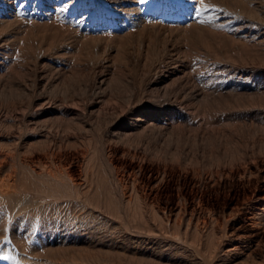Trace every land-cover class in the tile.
Masks as SVG:
<instances>
[{"label": "bare ground", "instance_id": "obj_1", "mask_svg": "<svg viewBox=\"0 0 264 264\" xmlns=\"http://www.w3.org/2000/svg\"><path fill=\"white\" fill-rule=\"evenodd\" d=\"M73 1L0 11V95L18 96L0 101V142L24 140L18 155L0 148V200L37 179L97 233L114 224L105 244L49 249L58 262L264 264V0H171L183 17L135 0L94 28L66 16ZM237 17L246 24L228 23ZM198 58L214 61L212 83L192 81Z\"/></svg>", "mask_w": 264, "mask_h": 264}, {"label": "rangeland", "instance_id": "obj_2", "mask_svg": "<svg viewBox=\"0 0 264 264\" xmlns=\"http://www.w3.org/2000/svg\"><path fill=\"white\" fill-rule=\"evenodd\" d=\"M24 1H27V0H15V3H14V0H0V8H2V9H0V11L1 12L5 11V12H3L4 14H16L17 16L21 15L23 17L25 15H31L32 14V16L35 17V16H37V14H39V15L43 14L44 10H49L50 8H54L55 4H57V2H59V1L60 2L58 3V5L60 7H63V6L65 7V6H68L67 3L71 2L72 0H68V1L67 0H63V1L62 0H36V1L35 0H28L27 3ZM34 1H35V4H34ZM134 1L135 0H113V3H112V0L111 1L74 0L73 1L74 6H71L70 8L67 9V15L66 16H71L70 14L75 15L76 13L77 14L75 16H78V14L81 13L78 16L79 17L78 20L81 22V24L83 23L84 18H85L86 23L84 25H86V26L89 25L90 28H94L93 26L96 27V25L104 26L105 23L109 22L111 18L118 16L117 14L127 13L125 10L128 11V9L124 10V8H128V6H130V4H132ZM139 1H140L141 9L142 8L145 9L148 6H150L151 8L154 7V9H155V10L153 9L154 11H157L156 9H158V11H157L159 13L158 15H160V12H164V10H165V13H164L165 15H171L173 17H177V16L183 17V16H185L186 13L189 14L186 5L184 6L185 8L182 6L185 3L179 5L176 2H171V0H170L171 3L169 2V0H139ZM259 1L262 2L263 0H259ZM16 2L19 4H17ZM65 2H67L66 3L67 5L64 4ZM123 4H125V6H123ZM35 5L38 7H34ZM64 7L62 9H64ZM37 8L39 10L40 9L41 10L38 11ZM172 8H173V11H172ZM16 9L17 10L20 9V11L18 12L19 14H17L15 12ZM153 10H150V11H153ZM31 11H34L35 13L34 12L32 13ZM214 14H216V15L219 14L220 16H222L223 9H222V11L220 10V12L218 11L217 13L215 12ZM262 15H264V13ZM81 16H83V17H81ZM79 21H78V23L80 24ZM231 21L232 22H228V23H231V25L241 24L242 26H244V24H246V22H243L241 17L240 18L237 17ZM93 23H95V24H93ZM90 24H92V25H90ZM252 29H255V28H252ZM3 57H4V54H3L1 47H0V63L3 62V60H2ZM199 59L200 58H198L196 61H200L199 65L204 63L203 66L206 65L205 68L202 69L203 66L201 68L198 67L199 70H197V72L196 73L194 72L193 74H192V71L189 69H187V72L190 75L192 74V79H193L192 81L195 84L198 82L197 86L199 85V83L201 84L200 78H202V79L205 78L202 80L203 82L205 81V84L209 80L207 82V84H210V83H212L210 80V79H212L211 74L212 73L214 74L216 72L213 70L214 61L206 58L204 62L203 61L201 62V60H199ZM61 60H63V59H61ZM180 61H181L180 59H178L177 61H173L174 64L172 66L175 68L178 67L177 66L178 64L180 66V63H179ZM196 61H195V64H196ZM47 62L50 63V60ZM175 63H176V65H175ZM214 65H216V64H214ZM210 67H212V68H210ZM208 68H209V70H208ZM220 72L223 74L222 75L223 77L225 75L229 74V73H227V71H223V70H221ZM245 72L248 73V71H245ZM205 73H206V75H205ZM203 74L205 75V77H203L204 76ZM230 74L233 75L234 73L231 72ZM201 75H203V76H201ZM235 76H236V78L235 77H233V78L235 80L238 79L237 77H239V75L238 76L235 75ZM257 77L264 78V76H258V73H257L255 78H257ZM196 79H199V81ZM230 80L231 81H228V84L222 85L223 87L222 86L219 87L220 92H222L223 90L224 91L229 90L230 82H232L231 84H235V83H233L232 79H230ZM244 80H245V78H244ZM249 85L250 84L248 82L244 83L243 81H241L240 85L236 86L234 89L239 90L238 88H241L240 91H243L244 89H247V90L252 89L253 90V87L251 85L250 86ZM37 91H36V93H37ZM45 91L50 96L55 93V89L50 88V87H47ZM4 93L0 95V101L1 102H4L6 100H11L14 97H18L15 94V92H6L5 95H4ZM39 94L40 93H37V96ZM30 112H31V110L28 109L26 111V115ZM36 116L37 115L33 113V117L31 114L30 118H28V119L29 120L35 119ZM7 118H10L8 114H6L5 112L1 113L0 120H2V119L5 121L8 120L7 123L10 124L9 119H7ZM20 120H22V123ZM19 121H20V123L18 124ZM27 123L28 122L26 120H23L21 117H19L17 119L16 125L22 134H24L27 130V129H25ZM1 125H3V124H0V126ZM2 129H3V131H2ZM5 129H6V127L1 126L0 127V133L5 132ZM84 133H86V135L89 134L88 136H90V137L93 136V138L97 137V135L93 134V131H91V130L84 132ZM31 134L32 133H30L29 135L27 134L24 137V139L28 140V139H32V137H33V139H37V134L36 135L35 134L31 135ZM29 136H30V138H29ZM153 141H154V137H152L151 142H153ZM22 142H24V140L22 141L20 139H12L11 142L10 141L6 142V144L5 143L1 144V142H0V148L4 152L10 151L9 154L18 155L19 154V151H18L19 147L18 146H20L22 144ZM97 144L100 146L99 141L97 142ZM158 145H162V144L159 143ZM27 151H28V149H27ZM102 161L104 163L103 158H102ZM103 166H104L103 167L104 171L108 172L109 171L108 167L105 164ZM34 180L36 182H38V185L34 186V188L36 190L31 191V193L30 192H26V193L24 192L23 194L18 193L19 195L13 196L11 199H7L4 201L0 200V264H23V262H24V264H30V263L31 264H53V263L54 264H80V263H67V262L55 261V260L50 258V254H49L50 250L49 249L55 248L57 246L60 248L66 247V246H71V245H78L79 246L81 244H86L90 241L93 242L94 244H95V241H97L101 244L107 243V241H108L107 239H109L108 235L111 232L112 226L114 225L112 222H109V221L107 222V220H105V221L102 220L101 223L104 222L103 224H105V225L107 224V225H106V227L102 228L103 231L99 230L97 233V227H96L97 223H98L97 221H94V222L91 221L90 222V220L89 221H88V219L84 220L83 218H81V219H83L84 221L81 219H80L81 220L80 221L79 219L73 218V215H72L73 204H76V203H74L75 202L74 200H71V198L69 196L65 197L66 198L65 201H63L62 199L61 200H55L56 198L48 197L47 193H49L50 189L47 188V186L40 183L42 181L37 180V179H34ZM38 189H40V190H38ZM68 197H69V199H67ZM70 200H71V202H70ZM79 207L80 206H78L77 208H79ZM92 230H95L96 234L90 235L89 233H91L90 231H92ZM122 230H123V228L122 229H120L119 227L115 228L114 232L115 231L116 232L114 233L112 231L113 236H115V234L117 232L122 233L121 232ZM78 234H79V236H78ZM101 237H103V238H101ZM66 239H67V241H66ZM101 240H103V241H101ZM48 244H50L51 246H49Z\"/></svg>", "mask_w": 264, "mask_h": 264}, {"label": "snow or ice", "instance_id": "obj_3", "mask_svg": "<svg viewBox=\"0 0 264 264\" xmlns=\"http://www.w3.org/2000/svg\"><path fill=\"white\" fill-rule=\"evenodd\" d=\"M199 3L203 5L204 0H199ZM197 14H199V10H197Z\"/></svg>", "mask_w": 264, "mask_h": 264}]
</instances>
